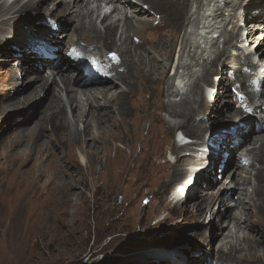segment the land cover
Here are the masks:
<instances>
[{"label": "bare ground", "instance_id": "1", "mask_svg": "<svg viewBox=\"0 0 264 264\" xmlns=\"http://www.w3.org/2000/svg\"><path fill=\"white\" fill-rule=\"evenodd\" d=\"M55 1L0 0V49L34 58L6 75L0 90V116L19 112L18 119L0 123V238L7 241L0 254H11L15 264H31L35 254L25 256L26 239L79 205L83 173L92 177L96 193L102 175L109 186V178L126 174L169 191L178 185L161 222L176 227L192 222L197 227L188 236L202 245L218 242L215 262L191 258L189 264H264V133L246 153L235 140L247 141L254 129L226 133L216 154L206 157L209 127L202 123L212 107L218 110L221 93L230 96L231 88L222 83L228 73L243 84L246 102L236 109L226 106L234 109L229 118L258 104L253 112L262 113L264 121L258 99L264 91L257 90L264 86V72L251 68V57L264 56V0H60V8L51 6ZM33 12L56 20L52 32L58 20L70 17L72 32L56 46L53 35L39 42L33 35L40 28L26 19ZM25 43L31 50L20 52ZM62 46L72 60L64 67L56 57ZM29 74H35L25 86L29 93L12 90ZM215 89L222 91L213 94ZM214 117L228 116L221 111ZM178 130L195 142L168 143L165 133L173 137ZM218 164L230 180L221 188L212 179ZM187 177L195 183L183 184ZM203 188L198 199L194 192ZM229 198L235 207L213 212ZM208 216L211 232L201 228Z\"/></svg>", "mask_w": 264, "mask_h": 264}, {"label": "rangeland", "instance_id": "2", "mask_svg": "<svg viewBox=\"0 0 264 264\" xmlns=\"http://www.w3.org/2000/svg\"><path fill=\"white\" fill-rule=\"evenodd\" d=\"M51 6L60 8V0H56ZM26 17V19L30 20V27L35 24L41 30L40 34L33 35V37L43 43L46 41L45 35L51 37L53 35L52 44H54V46L58 45V42H63V38L60 39V37L70 34L74 27V24L72 25L69 21L70 17L62 18V20L57 21L59 24L55 27V31H57L52 32L54 29L52 30L51 25H54L53 22L56 21L52 20L54 18H47L44 14L39 12H33L31 16ZM50 23L52 24L50 25ZM98 24H101V19L98 21ZM251 24L252 22H249L247 26ZM246 38L247 32L243 37V41H246ZM256 48L257 46L253 47L251 51L254 53ZM64 49L65 47L62 46L60 48L61 54L56 53V57L64 62L63 67L72 62L70 58L63 55L62 52ZM29 50L31 49H29L28 46L26 47L25 43L20 52ZM32 59H34L32 56L25 58L22 54H12L10 52L6 54L4 49H0V90L3 87L2 81H4L6 75L13 70L27 67L25 65H28ZM263 59L264 56L261 54H258L257 57H251V62H253L251 68H257L261 74L264 72ZM88 63H91V61L89 60ZM48 70L50 71V69H47V72H41V74L46 75ZM122 70H124V68H122ZM34 75L35 74H29L22 78L19 82L20 86L12 90H24L22 95L29 93V90L27 92L25 91V86H28L29 80ZM219 79L220 77H218L216 81ZM235 81L236 79L233 73L225 75V80L222 82L224 85L223 88H231L230 96L227 95L225 97L226 94L221 93L222 98L217 107L218 110L212 107L209 116L202 122L209 127L204 136L207 142H209L208 149L206 148V157L211 154H216V150L220 148L219 145L222 143L221 136L226 133H230L242 127H247L248 125H250V129H254V133L247 141L242 142L239 139L235 140V144L243 143L241 146L243 153H246V150L250 151L255 142V137L264 133L260 128V126H264V121H260V118L263 116L262 113L253 112L258 104L250 108L247 107L249 108V113L243 114L240 118H229V114L233 113L234 109L246 103L243 97V92H245L242 86L243 84L240 85ZM201 88H206V85L202 83ZM257 90L260 94L263 93L264 86L262 83L257 86ZM221 91L222 90L217 91L216 89L212 90L213 94ZM258 99L260 102L264 103V96H260ZM226 106L233 107L234 109L230 110ZM221 111L227 113L228 117L218 120L214 116L218 115V112ZM18 113V111L10 110L1 115V127L8 121H13L12 118L18 119ZM163 115L167 117L166 113H163ZM34 121L35 120H33L31 124ZM249 121H253L254 124ZM246 123L248 124L245 126ZM178 131L173 134V137L172 132L171 134L168 132L165 133L168 143H176L174 138ZM191 140L195 142L194 140L196 139L191 138L190 141ZM127 151H129V149ZM239 151L237 155L235 154V162L238 160L239 154H242ZM77 155L79 156V154ZM77 155L76 157H78ZM167 156L169 157V155ZM76 160L78 161V158ZM165 160L166 158H162L161 162ZM218 166L219 168L215 165V168L219 171L212 174V179L217 183V187L221 188L224 184L229 185L230 180H227L228 175L220 174L221 166L219 164ZM196 168H201V165ZM246 168L250 170L248 166ZM133 170H135V168ZM231 170L232 169H230V172ZM83 176L84 178L82 177V179H84V183L80 184L81 186L76 190L77 192L83 193L82 199H78V203L80 202L79 205L72 210H66L65 213H60L58 217L59 222H55V224H53L54 226L51 224L43 225L41 226V231L34 234L31 239H26L28 241H26L25 247H27V249L25 250V256L32 253L35 254V258L30 262L31 264H189L191 258L193 260L199 258L210 262L216 261V248L218 247V242H215L212 246H208L207 244L202 245L198 238L193 235L188 236L192 234V230L197 227L195 224L192 222H182L176 227L170 221L161 222V220L168 217L170 214L169 206L172 202L173 191L177 189L178 185L174 186L172 191H169L170 188L168 190L150 181H144V183L136 181L134 178L123 174L120 175V177L114 175V177L109 178L111 181L113 180V183L107 186V182L109 181L105 175H102L98 180L99 191L96 193L91 187L93 182L92 177L85 173H83ZM186 179L183 184L189 182H191L190 184H192V182L195 183L194 178L187 177ZM4 186L3 190L9 188V185ZM206 190V188L197 189L194 194L197 197L199 196L198 199H200L202 195L201 192ZM225 195L226 194H223L222 196L224 197ZM6 200L10 201L11 199L6 198ZM235 205V199L229 198L225 206L220 204L215 205L213 212L222 214L225 212L226 206L232 208L235 207ZM8 209L12 210L10 206H8ZM67 214H70V217ZM209 217L210 216L207 217L203 225L201 224V228L211 232L212 228L210 227L212 226L208 225L211 221ZM211 224H213V229H215L213 233L216 235L220 229L219 222L216 219L211 222ZM66 232L67 234H65ZM56 242L59 245H56ZM5 243H7V241H5L4 237H1L0 249H4ZM7 255H9V259L11 257L12 260H10L13 262V256L7 252L6 254H0V264H7V261L8 264H10ZM15 262L16 261H14L13 264H15Z\"/></svg>", "mask_w": 264, "mask_h": 264}]
</instances>
